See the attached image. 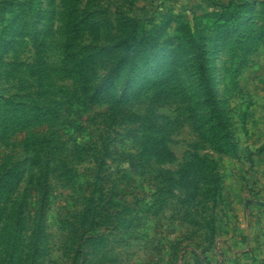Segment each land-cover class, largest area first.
<instances>
[{
  "label": "rangeland",
  "instance_id": "obj_1",
  "mask_svg": "<svg viewBox=\"0 0 264 264\" xmlns=\"http://www.w3.org/2000/svg\"><path fill=\"white\" fill-rule=\"evenodd\" d=\"M263 130L264 0H0V264H233Z\"/></svg>",
  "mask_w": 264,
  "mask_h": 264
},
{
  "label": "crops",
  "instance_id": "obj_2",
  "mask_svg": "<svg viewBox=\"0 0 264 264\" xmlns=\"http://www.w3.org/2000/svg\"><path fill=\"white\" fill-rule=\"evenodd\" d=\"M259 143L256 154L261 163V182L254 186V199L246 207L250 218L235 227L236 245L230 254L233 264H264V130Z\"/></svg>",
  "mask_w": 264,
  "mask_h": 264
}]
</instances>
